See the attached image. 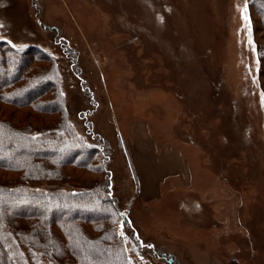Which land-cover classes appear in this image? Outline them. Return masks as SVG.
I'll list each match as a JSON object with an SVG mask.
<instances>
[{
	"label": "rangeland",
	"instance_id": "1",
	"mask_svg": "<svg viewBox=\"0 0 264 264\" xmlns=\"http://www.w3.org/2000/svg\"><path fill=\"white\" fill-rule=\"evenodd\" d=\"M249 1L0 0V40L34 60L15 69H54L74 140L95 146L90 128L109 146L115 233L134 264H264V22ZM0 119L40 129L59 116L0 102ZM57 175L29 188L103 180ZM18 176L0 169V184ZM3 237L16 264H48Z\"/></svg>",
	"mask_w": 264,
	"mask_h": 264
},
{
	"label": "trees",
	"instance_id": "2",
	"mask_svg": "<svg viewBox=\"0 0 264 264\" xmlns=\"http://www.w3.org/2000/svg\"><path fill=\"white\" fill-rule=\"evenodd\" d=\"M249 2L264 22V0ZM28 51L17 50L9 41L0 40V102L15 109L32 107L42 115L56 113L59 120H54L55 127L38 130L30 123L17 127L11 120L0 119V160L7 162H0V169L19 174L22 180L16 186L0 184V264H16L3 237L4 230L16 239H28L29 258L37 250L48 264H134L115 233L113 220L120 217V210L107 168L111 157L109 146L100 136H93L90 128L87 134L95 146L83 147L74 140L55 70L41 66L15 69L16 61L28 66L34 63L28 59L32 56ZM45 56L40 54L36 60L48 62ZM40 84L45 85L44 90ZM51 91L53 99L43 100ZM31 97L34 98L24 103ZM48 107L53 110L45 111ZM66 166L101 174L103 180L95 182L91 189L68 190L60 186L42 192L29 188L30 183L56 181L57 174ZM80 210L104 216L86 221V216L73 215ZM133 232V248L138 250L141 238Z\"/></svg>",
	"mask_w": 264,
	"mask_h": 264
}]
</instances>
